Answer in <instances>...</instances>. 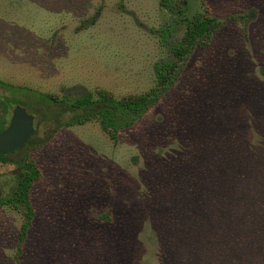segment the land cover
Returning <instances> with one entry per match:
<instances>
[{
	"label": "rangeland",
	"instance_id": "rangeland-1",
	"mask_svg": "<svg viewBox=\"0 0 264 264\" xmlns=\"http://www.w3.org/2000/svg\"><path fill=\"white\" fill-rule=\"evenodd\" d=\"M159 4L0 0V81L59 98L97 89L116 99L145 93L155 85V64L169 59L170 47L185 31ZM185 4L187 17L205 8L222 25L207 48L189 55L174 85L132 128L120 131L114 142L96 122L36 127L38 145L30 155L40 177L30 194L33 226L19 254L21 216L0 209V264H97L100 251L87 248L89 236L112 230L122 213L140 206L149 151L179 138L176 132L183 136L206 126L200 115L223 93L264 88V0ZM167 26L173 33L166 42L160 31ZM193 113L199 115L195 129L186 122ZM15 169L0 166L4 194ZM107 212L113 226L100 220Z\"/></svg>",
	"mask_w": 264,
	"mask_h": 264
},
{
	"label": "trees",
	"instance_id": "trees-1",
	"mask_svg": "<svg viewBox=\"0 0 264 264\" xmlns=\"http://www.w3.org/2000/svg\"><path fill=\"white\" fill-rule=\"evenodd\" d=\"M159 5L185 31L170 47L169 59L155 64L154 87L119 99L102 89L59 98L0 81V132L20 105L35 114L37 127L96 122L115 142L120 131L132 128L159 102L189 55L207 48L222 25L205 8L187 17L185 0H160ZM160 33L167 42L173 31L167 26ZM220 98L200 115L206 126L183 136L176 132L179 138L149 151L153 157L140 182V206L122 213L112 230L89 236L87 248L95 245L100 251L97 264H264V88L250 86ZM190 115L186 122L199 117ZM35 140L36 135L12 154L0 155V166L16 167L7 180L8 193L1 192L0 174V209L21 216L19 254L35 217L30 198L40 177L30 155ZM100 220L113 226L110 212Z\"/></svg>",
	"mask_w": 264,
	"mask_h": 264
},
{
	"label": "water",
	"instance_id": "water-1",
	"mask_svg": "<svg viewBox=\"0 0 264 264\" xmlns=\"http://www.w3.org/2000/svg\"><path fill=\"white\" fill-rule=\"evenodd\" d=\"M35 117L17 105L13 108L9 123L0 132V155L12 154L34 137L36 133Z\"/></svg>",
	"mask_w": 264,
	"mask_h": 264
}]
</instances>
